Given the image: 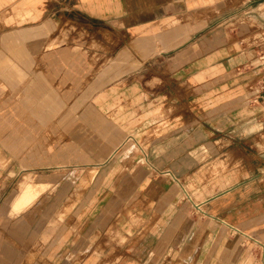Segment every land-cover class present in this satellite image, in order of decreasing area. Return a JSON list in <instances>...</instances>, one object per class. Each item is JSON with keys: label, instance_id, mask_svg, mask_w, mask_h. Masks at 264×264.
<instances>
[{"label": "crops", "instance_id": "0c3cea01", "mask_svg": "<svg viewBox=\"0 0 264 264\" xmlns=\"http://www.w3.org/2000/svg\"><path fill=\"white\" fill-rule=\"evenodd\" d=\"M262 83L264 0H0V264H264Z\"/></svg>", "mask_w": 264, "mask_h": 264}, {"label": "rangeland", "instance_id": "374dc122", "mask_svg": "<svg viewBox=\"0 0 264 264\" xmlns=\"http://www.w3.org/2000/svg\"><path fill=\"white\" fill-rule=\"evenodd\" d=\"M262 90V92H264V83H262V88H261ZM264 96H262L261 97V119H262V121H263V126H262V129H261V135H262V138L264 137V98H263ZM231 132H233V134H235V135H239L240 136V134L242 133V131H236V130H233V131H231ZM261 148L263 149L264 148V146H261ZM264 179V178H263Z\"/></svg>", "mask_w": 264, "mask_h": 264}]
</instances>
